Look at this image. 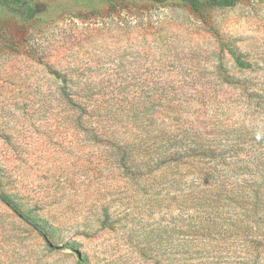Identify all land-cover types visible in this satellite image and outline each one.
<instances>
[{"label":"rangeland","instance_id":"1","mask_svg":"<svg viewBox=\"0 0 264 264\" xmlns=\"http://www.w3.org/2000/svg\"><path fill=\"white\" fill-rule=\"evenodd\" d=\"M36 5L24 20L0 4L1 189L84 264H260L237 262L235 240L176 232V133L264 120V0ZM0 264L78 254L0 199Z\"/></svg>","mask_w":264,"mask_h":264},{"label":"trees","instance_id":"2","mask_svg":"<svg viewBox=\"0 0 264 264\" xmlns=\"http://www.w3.org/2000/svg\"><path fill=\"white\" fill-rule=\"evenodd\" d=\"M36 1L0 0V4L22 19L31 20L40 14ZM125 1L131 0H107L113 8ZM176 1L200 11L231 6L241 0ZM230 52L241 68L248 67L232 48ZM261 91L256 109L264 118V89ZM142 163L140 159H132L136 172L139 166L143 168ZM0 199L50 246L72 249L78 254V264H84L75 246L55 244L42 221L24 211L1 187ZM176 232L183 238L235 240L245 249L237 262L264 263V120L250 128L210 122L191 132L176 133Z\"/></svg>","mask_w":264,"mask_h":264}]
</instances>
